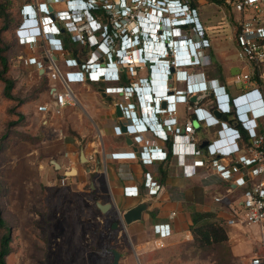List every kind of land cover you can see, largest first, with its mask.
Segmentation results:
<instances>
[{
    "label": "built area",
    "instance_id": "built-area-1",
    "mask_svg": "<svg viewBox=\"0 0 264 264\" xmlns=\"http://www.w3.org/2000/svg\"><path fill=\"white\" fill-rule=\"evenodd\" d=\"M88 1L93 9L102 6L111 16L109 27L94 19L92 14L88 15L92 21H87L86 17H76L73 14L75 1L68 0L69 8L66 11H54L53 13L48 10V6L52 4H41L43 11L50 18L48 25L51 28L62 32L60 27L62 26L69 30L73 42L88 43L91 48L95 47L90 59L86 62L67 59L65 65L68 71L65 72L54 59L57 53L65 52L62 40L56 39L48 44L46 53L49 64L47 68L36 58L28 59L29 65L36 66L38 70H45L53 83L61 84L63 93L59 92L56 84L51 90L52 97L53 94L58 95V108L75 105V97L70 90L71 84L121 83L124 70L118 74L116 63L119 59L125 67L131 69L133 75H137L138 71L133 64L125 63L126 58H129L127 56H130L129 51H133L135 57L139 59L140 64L138 65L144 68L146 61L142 62V52L147 51L146 42L152 43L149 51L152 50L154 42L158 48L155 50L157 53L149 52V61L153 63L152 67L156 65L153 68L155 87L153 91L150 86L145 88L147 100L144 99L145 94L141 95L144 114L137 117L136 109H139V104L127 106L121 104L124 119L131 121L127 128L134 142L141 148L130 153H114L112 158L114 160H138L144 166L166 162L163 150L152 147L153 141L146 140L143 135L150 132L146 125L155 133L160 131L164 134L162 131L164 124L170 133H174V128L178 124L177 118H171L164 123L159 118L161 115H167L165 110L160 111L161 97L166 95L167 74L170 72L169 65L164 63V59L176 56L181 66L176 67L174 60L170 61L171 65L176 67L172 73L170 80L172 85L169 88L172 92L168 98L171 114L173 110L176 113L177 105L182 101V99H177L175 94H185L187 88L192 92L188 99L191 96L206 94L203 105L191 107L196 120H190L185 126L186 135H181L191 143V156L187 157L182 164L183 174L190 179L195 177L207 179L212 174H216L223 181H233L236 187L244 189L241 203L229 204L230 217L224 224L227 226L243 225L247 229L259 227L264 233V127L260 126V122L264 121V0H222L236 16L232 28L231 25L228 26L233 33L231 38L236 45V56L243 64V68H238V72L232 76L234 85L243 86L237 95L229 94L225 86L220 85L218 80L209 79L205 72L198 75L188 72L192 68H205L210 65L209 55L205 50L211 47V43L206 39V29L201 23L200 11L197 6H194L193 0ZM60 2L57 0L53 3ZM24 9L30 14L28 10L31 11L32 5H25ZM117 20H122L119 23L122 26L120 29L113 30V22ZM163 22L167 23L166 28ZM141 23L149 26L148 33L143 32L142 27L139 26ZM33 28L36 27L33 26ZM110 29L115 32L112 36ZM23 30L22 25L18 31L21 45H26L25 42H29V45H37L42 40L37 39L35 43H32L29 35L20 34ZM32 41L35 40L32 39ZM166 45L170 46L172 53L166 52ZM137 49L140 54L137 53ZM195 53L199 57V65L194 64L192 57L193 55L196 57ZM103 57L107 60L104 67L100 64ZM160 78H163L161 82ZM140 82L141 84L148 83V80L140 79ZM179 82L186 83L184 90L174 87V84ZM156 85L161 87H156ZM106 92L121 93L129 100L139 92V87L138 84L132 82L129 86L119 85L106 88ZM153 93L158 97L154 98ZM153 103H156L155 112L159 114H155L154 111L153 114L151 113ZM236 105L240 109V114L235 109ZM47 110V107H40L41 112ZM148 112L153 116V122L147 120ZM224 116H227L229 120H224ZM195 124L200 126L204 124L209 128L218 127L215 138L210 140L204 149H201L195 142ZM116 131L118 135H123L120 127H117ZM244 135L247 136L246 141H244ZM192 162L197 167H194ZM144 186L150 198H159L164 191V186L154 181L151 173L145 174ZM227 191L230 194L232 192L230 189ZM125 194L127 197H139L140 191L138 187H127ZM223 199L224 197H217L215 201L219 203ZM175 216L176 214L173 213L171 219ZM154 232L158 236L154 241L156 247L163 246L165 241L172 236L170 224L156 225ZM243 264H264V251L255 253Z\"/></svg>",
    "mask_w": 264,
    "mask_h": 264
},
{
    "label": "rangeland",
    "instance_id": "rangeland-1",
    "mask_svg": "<svg viewBox=\"0 0 264 264\" xmlns=\"http://www.w3.org/2000/svg\"><path fill=\"white\" fill-rule=\"evenodd\" d=\"M55 1L2 0L12 3L8 14L13 21L5 35L10 43L7 56L17 99L11 101L4 96L5 85L0 81V209L12 237L7 264H112L110 248L117 244L119 229L113 230L109 217L95 209L89 182L65 176L69 166L56 170L52 163H61L63 155L56 153L60 148L58 140L72 130L67 122L68 109L55 111L52 80L28 64L37 51L48 67L47 41L42 38L37 45H21L18 38L24 24V6ZM60 1L56 10L66 11L68 0ZM203 1L204 15L209 17L212 30H220L225 22L232 28L236 16L230 7L223 2ZM121 22L114 21L112 29H120ZM224 29L233 37L230 27ZM227 50L234 51L232 47ZM235 64L242 66L239 60ZM241 89L242 85L231 86L234 95ZM19 101L23 104L17 106ZM40 107L48 110L41 112ZM73 134L80 139L79 134ZM228 232L226 244L205 249L194 242L193 234L189 239L169 240L161 247L152 243L142 257L127 253L126 264H243L256 249L255 234L235 236L229 229ZM4 233L0 230V237ZM123 238L126 241L125 235Z\"/></svg>",
    "mask_w": 264,
    "mask_h": 264
},
{
    "label": "crops",
    "instance_id": "crops-1",
    "mask_svg": "<svg viewBox=\"0 0 264 264\" xmlns=\"http://www.w3.org/2000/svg\"><path fill=\"white\" fill-rule=\"evenodd\" d=\"M202 1L203 0L197 1L199 4V6L197 4V7L200 11L201 23L206 29V39L211 43V47L205 50L208 55H211V57H209L210 65L205 68H192L189 69L188 72L193 75L205 72L209 79L218 80L220 85L227 88L229 94L234 95L231 90V86L234 85L232 71L238 72V68H243V64L242 66L235 64L238 60L236 56V45L230 35H227V29H224L225 27H229V24L225 22L220 30H212L209 27V17L204 15L205 4L203 5ZM56 5L59 4L52 3L54 11H60L56 10ZM210 5L209 7H213L212 4ZM220 22L219 20L218 23ZM151 41H153V39ZM150 44L152 43L146 42V52H148V56L149 52L155 54L157 53L155 50L158 49L153 42L154 46L152 45V50L149 51ZM231 47L234 51H229L227 53V49ZM36 52L37 51H34V56L31 58H36L42 63L47 62L45 58L38 56ZM129 52L130 56H127L129 58L126 59V62L137 63L138 60H136L133 51ZM91 53L92 51H85L84 55L81 54L76 57L72 51H65L63 54L57 53L55 57L61 70L65 72L68 71L65 65L67 59H79L83 63L90 59ZM137 53L140 54L138 49ZM106 62L107 60L103 57L100 60L101 66H106ZM215 65L221 67L224 80H220V77L215 75L217 69L214 67ZM134 67L137 69L138 74L131 77L128 71L122 72V80L119 84L90 82L71 84L70 90L75 97V105H68L60 109L55 106V111L59 113L68 109L67 113L69 114V119L67 122L72 131L58 140L60 141L58 142L60 148L57 149L56 153L63 155L61 163L56 161L52 163L56 170L69 166V170L64 172L65 176H73L72 178H79L83 182H89L95 209H97L102 216L109 217L113 230L119 229L120 235L117 238V244L114 245L113 248H110V253L113 256L112 264L114 263L112 251H116L120 254L119 264L127 263V253H133L135 257H142V252L147 250L149 246L151 247L152 243L158 238L154 232V227L156 225H171L172 236L167 239L165 243L169 240L191 238L194 213L210 214L212 218L209 221H216L225 225L224 222L230 217L229 204L241 203L244 190L236 187L233 181H223L216 174H212L207 179L203 177L186 178L177 160L171 157H169L166 162H156L150 166H144L138 160H114L112 158V154L114 153H130L141 148L140 145L134 142L130 132H128L127 135L117 134L116 128L119 127V124L123 123L127 126L131 121L127 118L120 119L117 117L113 102L116 101L117 103L127 106L129 104L137 105L138 101L136 96L127 100L123 94L113 92H106V96L104 97L101 90L105 89L106 91V88L119 85L129 86L130 83L133 82L138 84L139 92H137V94H145L144 99L147 100L148 97L145 88L150 86L153 91L155 87L153 84V80H155L153 68L156 67V65L143 68L141 65L135 64ZM39 72H41V70H39ZM140 79L148 80V83L141 84ZM161 80H163V78H160V82ZM55 84L59 92L63 93L64 90L61 84H59V82L54 83V85ZM171 85L172 84L169 82L168 86L171 87ZM156 87L161 86L156 85ZM174 87L178 90H184L186 83H175ZM159 90L161 91V89ZM193 98L194 97L191 96L187 103H179L176 113L171 114V112H167V115L159 116L160 120L164 123L171 118H177L178 124L174 128V132L179 135H186V124L190 120H196L195 115L191 111V107L196 105L201 106L204 101L203 99L202 102L197 103L192 100ZM147 102L149 103V101ZM167 107L169 109L168 111H170L169 102ZM136 113L137 117H140L138 108L136 109ZM147 114V120L153 122L151 113L148 112ZM155 114L159 113L155 112ZM224 120H229V118ZM260 126L261 128L264 127L263 120L260 122ZM217 130L218 127L209 128L204 124L201 126L195 124L194 139L196 144L201 148L203 144L209 143L210 140L215 138ZM73 131L80 135V139L73 134ZM143 136L146 140L153 141L152 147L163 149V151H170L172 148L171 140L169 142L159 140L152 132L145 133ZM128 140H130V144ZM246 140L247 136L244 135V141ZM83 153L84 158L82 156ZM54 163L59 164L60 169H57ZM73 169H76V175H68ZM146 173H151L153 180L164 186V191L159 198H150L147 196L144 186ZM250 185L251 181L249 182V186ZM127 187H138L140 196L127 197L125 194V188ZM229 189L232 191L231 194L227 191ZM217 197H224V199L222 202L218 203L215 201ZM145 198L153 199V205L150 207L149 211L143 214L142 221L126 226L121 219L122 213L138 206ZM98 203L103 206L110 205L111 207L106 213H103L99 209ZM173 213H175L176 216L174 219H171ZM227 227L230 230V234L232 232L235 236H247L248 233L251 232L255 234L253 243H255L256 249L253 250L251 256L260 252V249L264 251V233L259 227H254L252 229H247L243 225ZM124 235L126 236V241L123 238ZM122 239L123 241H121ZM141 262L145 263L144 261Z\"/></svg>",
    "mask_w": 264,
    "mask_h": 264
},
{
    "label": "trees",
    "instance_id": "trees-1",
    "mask_svg": "<svg viewBox=\"0 0 264 264\" xmlns=\"http://www.w3.org/2000/svg\"><path fill=\"white\" fill-rule=\"evenodd\" d=\"M194 1V6H197V1ZM211 2L221 3L222 0H210ZM12 3L2 2L0 0V81L5 85L4 96L11 100L17 101L14 97L13 90L15 89V80L10 75V63L8 59V50L10 49V43L5 33L10 29L12 25V17L8 14ZM199 6V4H198ZM92 17L97 21L110 26V18L105 9L102 6L97 7L91 11ZM19 22L17 25H20ZM62 30L61 38L63 40L65 51H72L77 57L81 54H85V51H94L95 47H90L88 43H75L72 41L69 30L60 26ZM110 35L115 32L110 29ZM100 35V33H98ZM211 57V55H209ZM79 60V59H78ZM80 61V60H79ZM221 67H217L215 75L220 77V80H224ZM216 80V79H212ZM23 102H18L17 106L22 105ZM224 116V119H227ZM212 218L210 214L194 213L193 224L191 227L192 234L194 236V242L200 248H208L211 246L224 245L229 241L228 228L220 222L209 221ZM0 230H5V233L0 237V264H7V257L11 253V228L6 226V223L2 217V211L0 209Z\"/></svg>",
    "mask_w": 264,
    "mask_h": 264
},
{
    "label": "clouds",
    "instance_id": "clouds-1",
    "mask_svg": "<svg viewBox=\"0 0 264 264\" xmlns=\"http://www.w3.org/2000/svg\"><path fill=\"white\" fill-rule=\"evenodd\" d=\"M72 1H75V3H77L73 14L76 17H78V16L80 18L86 17L87 21H92V18L90 16H89L90 18L87 17L88 15H91V11L94 10L91 7L89 1L88 0H72ZM23 11H24V13H22V16H23V22H24L23 27L24 28H26L25 25H26L27 22L30 23V21H34L36 23L35 26H34L36 28L29 27L28 29H25V31H31L30 35H29L30 36L29 40H31L32 43H35L37 39H42V38L46 39L47 44H50V41H53V40H56V39L62 40V38H61L62 32L61 31H56V30H54V28H51L48 25V21L50 20V18L48 17V14L43 11V8H42L41 5L36 6V8H35V6L32 5V9H31V13L30 14H28L27 10H25V9H23ZM163 26H164V28H166L167 23L163 22ZM33 30H35L36 32L34 33ZM32 39L35 40V41H32ZM165 49H166V52L172 53V51L170 49V46L166 45ZM199 49H201V48L199 47ZM145 52L146 51L142 52V60L146 61V66L144 68L152 67L153 63H151L149 61L148 52H146V53ZM144 55H146V56H144ZM117 58L119 59L118 56H117ZM192 58L194 59V64L195 65H199V61L200 60H199L198 55L196 54V57L193 55ZM171 60H174L175 64H177L176 67H180L181 66L176 56H174V57L172 56L171 59H167V58L164 59V63L169 65V71L170 72L167 74V87H168V89L166 91V95L162 96L161 98H162V101L167 102V104L169 102L168 98L170 97V94L172 93L169 90L170 87L168 86V84H169L170 80L172 79V73H173V71L176 68L173 64L171 65V62H170ZM96 61H98V59ZM116 66H117V69L119 71L118 74H120L121 70L122 71L124 70V71H128V73H129V75L131 77L136 76V75H133L131 73V69L129 67L128 68L125 67V65H124V63L122 62L121 59H119V61L116 63ZM153 66H155V65H153ZM152 95L154 96V98L158 97L157 95H155V93H153ZM190 95H192V92H190L189 88L186 89L185 94L184 93L175 94L177 99H182L181 102L179 101L180 103H186L187 99H188V97ZM135 96H136V99H137L138 104H139L140 114L143 115L144 114V107L142 105V96L138 95L137 93H136ZM164 97H166V98H164ZM235 109L240 114V109H239V107L237 105L235 106ZM168 110L169 109H166L165 111L166 112H170ZM160 111H163V109H160ZM174 112H175V110H173V113ZM146 127H147V130L152 132V134L157 139L162 140L164 142H169L170 140L172 141L171 150L170 151H163L164 161H167L169 157H171L173 159L175 158L177 160V162H178L179 167H181V169L183 170V165L182 164H183L184 160L187 157L191 156V145H190L191 143L189 141H187L186 138H182L181 135H179V134H177L175 132L174 133H170L168 131L167 127L165 126V124L162 126V131L164 132V134H161L160 131H157L155 133L153 130H151V128L148 125H146ZM165 127H166L167 130L165 129ZM128 132H130L129 128H128ZM192 165L194 167H197L194 164V162H192Z\"/></svg>",
    "mask_w": 264,
    "mask_h": 264
},
{
    "label": "water",
    "instance_id": "water-1",
    "mask_svg": "<svg viewBox=\"0 0 264 264\" xmlns=\"http://www.w3.org/2000/svg\"><path fill=\"white\" fill-rule=\"evenodd\" d=\"M48 10H49L50 13L54 12V8L51 5L48 6ZM54 59L56 60V57H54ZM235 72L236 71H232V74L235 75L236 74ZM44 73H45V70H41L40 75H43ZM101 92L103 93V96L105 97L106 96L105 89H102ZM193 97H194L192 99L193 101H195L197 103H200L206 97V94L193 96ZM57 98H58V95L57 94H53V99L55 101L54 104L58 108ZM113 104L115 105L117 117L120 118V119H124V112H123V110L121 108V104L117 103L116 101L113 102ZM156 106H157L156 103L152 104L153 110H152L151 113H153V111L155 112L157 110ZM161 109H163V110L168 109L167 102L162 101ZM119 127H120L121 132L123 134L127 135V133H128L127 126L124 125L123 123H121V124H119ZM128 143L130 144V140H128ZM208 144L209 143L203 144L201 146V148L202 149L206 148L208 146ZM82 156L84 158V153L82 154ZM54 164L57 167V169H60V165L59 164H57V163H54ZM68 175H76V169H73L71 172L68 173ZM152 205H153V199H146L145 198L144 200H142V202L138 206H136V207H134V208L122 213L121 219H122V221L124 222V224L126 226H130L133 223L140 222L143 219V214L145 212L149 211V209H150V207ZM98 207L103 213H106L110 209L111 206L110 205L103 206L100 203H98ZM112 253L114 255V263L113 264H119L120 254L118 252H116V251H112Z\"/></svg>",
    "mask_w": 264,
    "mask_h": 264
},
{
    "label": "bare ground",
    "instance_id": "bare-ground-1",
    "mask_svg": "<svg viewBox=\"0 0 264 264\" xmlns=\"http://www.w3.org/2000/svg\"><path fill=\"white\" fill-rule=\"evenodd\" d=\"M67 6H68V8H69V4H67ZM67 8V9H68ZM77 9V8H76ZM35 22L34 21H30V23L29 22H27L26 23V25H25V27L26 28H24V30L25 29H28L29 27H33V26H35ZM148 27V28H147ZM142 29H144V31H145V33H148V30H149V26L148 25H146V24H144L143 23V27H142ZM22 31V32H20V34L22 35V36H26V35H30V32L31 31ZM34 31V33L36 32L35 30H33ZM25 44L26 45H29L30 43L29 42H25ZM126 51H129V50H126ZM127 59V58H126ZM134 59V58H133ZM136 60H138L139 61V59H138V57H136ZM125 63H127V62H125ZM132 64H133V66H135V64H139L138 62L137 63H133V62H131Z\"/></svg>",
    "mask_w": 264,
    "mask_h": 264
}]
</instances>
